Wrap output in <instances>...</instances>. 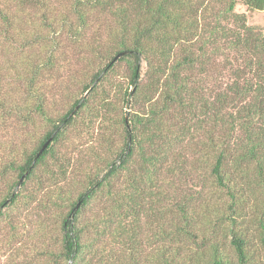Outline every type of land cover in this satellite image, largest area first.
<instances>
[{"label": "trees", "instance_id": "16d2710c", "mask_svg": "<svg viewBox=\"0 0 264 264\" xmlns=\"http://www.w3.org/2000/svg\"><path fill=\"white\" fill-rule=\"evenodd\" d=\"M237 6L264 12L0 0V264H264V29Z\"/></svg>", "mask_w": 264, "mask_h": 264}, {"label": "rangeland", "instance_id": "374dc122", "mask_svg": "<svg viewBox=\"0 0 264 264\" xmlns=\"http://www.w3.org/2000/svg\"><path fill=\"white\" fill-rule=\"evenodd\" d=\"M235 10L239 13H244L246 15L247 24L249 26L264 29V12L250 14L242 6H237ZM125 109H127V108H125Z\"/></svg>", "mask_w": 264, "mask_h": 264}, {"label": "water", "instance_id": "95a60500", "mask_svg": "<svg viewBox=\"0 0 264 264\" xmlns=\"http://www.w3.org/2000/svg\"><path fill=\"white\" fill-rule=\"evenodd\" d=\"M48 142H49V141H46V143H45V144L43 145V147L40 149V151H39L38 154H40V153L45 149V147L47 146Z\"/></svg>", "mask_w": 264, "mask_h": 264}]
</instances>
